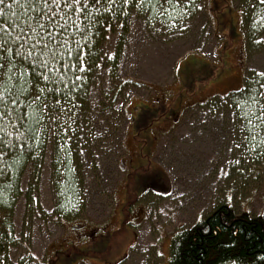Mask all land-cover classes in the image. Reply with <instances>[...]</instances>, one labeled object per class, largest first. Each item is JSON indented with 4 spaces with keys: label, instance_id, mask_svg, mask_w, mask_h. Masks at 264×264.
I'll return each mask as SVG.
<instances>
[{
    "label": "rangeland",
    "instance_id": "374dc122",
    "mask_svg": "<svg viewBox=\"0 0 264 264\" xmlns=\"http://www.w3.org/2000/svg\"><path fill=\"white\" fill-rule=\"evenodd\" d=\"M180 8L177 22L131 19L118 65L126 82L116 104L128 117L113 110L99 116L109 92L104 78L90 94L89 123L75 140L78 198L62 219L55 214L51 143L22 176L24 196L11 215L17 244L0 264H168L174 234L219 206L264 219V150L244 151L251 136L264 132L247 134L236 96L229 97L243 88L244 76L264 93V4L192 0ZM118 43L115 36L106 44L107 57ZM222 96L224 108L216 103ZM209 99L210 109L220 110L193 116V106ZM68 113L59 125L64 146L74 120Z\"/></svg>",
    "mask_w": 264,
    "mask_h": 264
},
{
    "label": "trees",
    "instance_id": "16d2710c",
    "mask_svg": "<svg viewBox=\"0 0 264 264\" xmlns=\"http://www.w3.org/2000/svg\"><path fill=\"white\" fill-rule=\"evenodd\" d=\"M184 1L171 0L170 6L164 0H159L158 3L153 0L155 7L145 3L143 8H136L132 5H122L120 0H117L116 6L111 11L95 12L94 18L90 21L81 19V29L88 39L73 38L81 42L85 53L83 57L85 67L83 71H76V76H79L80 79L72 77L70 71L71 81L54 84L52 87H59L61 92L49 91L41 96V101L48 105L46 109L40 101L32 105L33 98L25 99V104L20 107L28 114L23 120L16 123L8 122L7 131L12 132L13 135L0 132V153H3L0 155V256L5 254L8 248L17 244L11 215L15 201L22 196L20 187L22 176L29 166L44 156L51 143H53L54 151L52 162L54 160L57 162L53 166V176L56 178L53 188L58 202L57 208L54 210L55 214L62 219L63 212L71 209L74 200L78 198L75 190L77 181L74 179L77 174L75 175L74 172L79 167L80 155L76 150L75 140L79 137V129L86 128L89 123L90 117L87 112L90 94L98 83L105 80L104 78L108 81L109 92L105 99L99 103L102 112H99V116H103L102 114L107 110H113L120 116L128 117L124 105L122 107L116 106V104L121 98L122 86L126 82L120 80L118 76V65L126 35L129 33L131 19L137 16L148 24L177 22L182 17L179 12ZM102 5L104 9H107L108 6L103 4V0ZM173 8L176 11H173ZM12 11H16V9ZM161 12L166 14L161 15ZM159 19H163L164 22ZM89 22L91 27L88 26ZM115 36L119 38L120 43H118L116 53L107 57L105 46ZM116 81H120V83L117 84ZM13 83L17 86L18 92L20 89L27 90L32 87L30 84L25 85L23 80H13ZM243 84L241 91L229 97L236 96L233 103H235L234 107L238 109L235 110L239 115L243 116V113L249 112V110V113L257 115L256 109H253L248 101L250 99L260 100L261 104L262 102L264 104L261 91L258 90L261 83H248L244 76ZM20 95L21 98H24V92H20ZM219 98V100L214 98L211 100H216V103L222 108L229 104L225 99L227 97ZM54 100H59L60 103L55 104ZM211 100L193 106L195 109V112L192 113L193 116L204 113L216 114L220 110V106L210 109ZM245 104L247 107L244 106ZM250 106L251 109H249ZM67 111H69V117L71 115L74 118L73 124L67 125L68 131L71 132L70 146H64L65 137H61L59 133V130L62 131V127H59L61 117ZM15 115L21 116L22 113L17 110ZM248 118H251V115L247 118L243 116L242 119L244 129L247 134H250L249 131L252 127H246ZM257 123V120H253V126H256ZM61 125L63 126L62 123ZM59 142H61V146H64L62 150L61 147H57ZM71 161H73V166H71ZM72 167L75 169L74 171L71 169ZM238 171L237 167V173ZM79 176L83 178L82 173ZM83 184L84 181L81 183V187H84ZM1 212L5 215H2ZM168 264H264V219L250 217L247 214L236 217L230 208L219 206L203 219L201 224L183 228L174 234L170 245Z\"/></svg>",
    "mask_w": 264,
    "mask_h": 264
},
{
    "label": "snow or ice",
    "instance_id": "6c2138e0",
    "mask_svg": "<svg viewBox=\"0 0 264 264\" xmlns=\"http://www.w3.org/2000/svg\"><path fill=\"white\" fill-rule=\"evenodd\" d=\"M164 2L171 6V0ZM185 2L191 3L192 0ZM260 2L264 4V0ZM116 3L117 0H103V4L108 6L104 9L102 0H0V132L13 135L7 131L8 122L16 123L28 114L20 107L25 104V99L33 98L32 105L40 101L46 109L48 105L41 101V96L49 91L61 92L59 87H52L54 84L71 81L70 71L72 77L80 79L76 76V71H83L85 53L81 42L73 38L88 39L81 29V19L90 21L95 12L111 11ZM120 3L136 8H143L148 3L155 7L153 0H120ZM13 9L16 11H12ZM173 11L176 9L173 8ZM88 26H92L90 22ZM259 75L264 76V73ZM13 80H23L25 85L30 84L32 87L18 92ZM20 92H24V98H21ZM261 95L264 96V93ZM53 103L59 104L60 101L54 100ZM248 104L253 109L257 105L260 107L258 116L243 113L246 118L251 115L246 127L252 126L253 120H257L252 131L260 129L264 132V127H261L264 126V104L252 99ZM244 106L247 107V104ZM17 110L21 111V116L15 115ZM250 141L251 146L244 149L246 153L264 150V136L259 139L255 135L251 136ZM235 147L240 148L241 145L237 144ZM223 174L227 175L226 172ZM260 214L264 215V212Z\"/></svg>",
    "mask_w": 264,
    "mask_h": 264
},
{
    "label": "crops",
    "instance_id": "0c3cea01",
    "mask_svg": "<svg viewBox=\"0 0 264 264\" xmlns=\"http://www.w3.org/2000/svg\"><path fill=\"white\" fill-rule=\"evenodd\" d=\"M193 72H196V74L198 73L197 70L193 71ZM229 93V92H228Z\"/></svg>",
    "mask_w": 264,
    "mask_h": 264
}]
</instances>
